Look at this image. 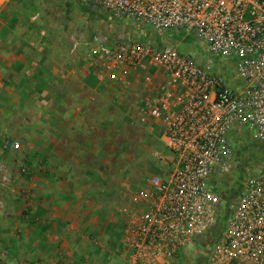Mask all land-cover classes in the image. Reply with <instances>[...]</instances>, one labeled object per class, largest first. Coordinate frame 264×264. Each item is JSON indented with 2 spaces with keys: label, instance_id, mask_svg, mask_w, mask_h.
I'll return each instance as SVG.
<instances>
[{
  "label": "built area",
  "instance_id": "1",
  "mask_svg": "<svg viewBox=\"0 0 264 264\" xmlns=\"http://www.w3.org/2000/svg\"><path fill=\"white\" fill-rule=\"evenodd\" d=\"M86 1L136 28L193 31L218 60L200 63L174 45L100 34L70 43L72 56L96 62L99 80L140 92L135 119L158 126L170 153L157 155L165 173L145 175L120 207L131 264H156L204 236L210 264H264V163L225 207L214 180L237 165L231 138L240 127L264 142V0Z\"/></svg>",
  "mask_w": 264,
  "mask_h": 264
},
{
  "label": "crops",
  "instance_id": "2",
  "mask_svg": "<svg viewBox=\"0 0 264 264\" xmlns=\"http://www.w3.org/2000/svg\"><path fill=\"white\" fill-rule=\"evenodd\" d=\"M38 3L0 0V264H131L119 210L151 173L118 168L126 89L67 53ZM207 240L156 264H210Z\"/></svg>",
  "mask_w": 264,
  "mask_h": 264
},
{
  "label": "rangeland",
  "instance_id": "3",
  "mask_svg": "<svg viewBox=\"0 0 264 264\" xmlns=\"http://www.w3.org/2000/svg\"><path fill=\"white\" fill-rule=\"evenodd\" d=\"M38 6V11L40 10L44 17L45 27L48 31L50 30L49 33L52 35L55 33L59 35V41H62L63 45L68 48L66 52L69 54L68 46L72 39L77 38L79 34L82 33L88 38L100 34L108 37L111 42L121 39L140 41L152 46L174 45L200 63L210 60L212 64L218 66V60L210 54L207 47L195 36L193 31L159 32L153 31L146 24L136 28L128 19H109L101 13L89 12L81 0H39ZM227 69L228 71L224 75L231 84L233 81L230 75L235 71L232 64L228 65ZM128 90L133 94L136 93L131 89H126L123 92L124 100L121 101V105H117L121 110L119 126L116 133L114 132V135L118 137L114 144L120 150L118 152L120 159L118 168L122 169V177L135 174L136 180L147 173L160 175L156 166L157 155L161 153L164 156H169L170 153L161 140L159 127L153 126L154 129H149L148 126L135 119L137 96L132 95ZM239 130L237 137L231 138L237 156H239L236 160L237 165L230 172L214 177V180L221 184L220 189L225 192L223 195L226 199L222 207H225L226 203L235 201L232 199L235 194L233 189L239 188L248 173L253 172L258 165L264 163V142L253 139L244 127H240ZM127 185L124 189L129 192L130 185ZM220 228L221 226L218 225L214 233L220 231ZM205 245L207 246L206 243Z\"/></svg>",
  "mask_w": 264,
  "mask_h": 264
},
{
  "label": "water",
  "instance_id": "4",
  "mask_svg": "<svg viewBox=\"0 0 264 264\" xmlns=\"http://www.w3.org/2000/svg\"><path fill=\"white\" fill-rule=\"evenodd\" d=\"M82 4L90 11V12H97L105 15V12L95 3L88 2L86 0L82 1ZM11 144V141L8 142V145Z\"/></svg>",
  "mask_w": 264,
  "mask_h": 264
},
{
  "label": "trees",
  "instance_id": "5",
  "mask_svg": "<svg viewBox=\"0 0 264 264\" xmlns=\"http://www.w3.org/2000/svg\"><path fill=\"white\" fill-rule=\"evenodd\" d=\"M86 8V7H85ZM88 10V9H87ZM107 16V15H106ZM222 219H223V216H222ZM219 225L221 226L220 230L223 228V220H220V223Z\"/></svg>",
  "mask_w": 264,
  "mask_h": 264
}]
</instances>
